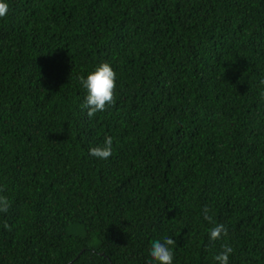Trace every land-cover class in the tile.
<instances>
[{
  "label": "trees",
  "instance_id": "obj_1",
  "mask_svg": "<svg viewBox=\"0 0 264 264\" xmlns=\"http://www.w3.org/2000/svg\"><path fill=\"white\" fill-rule=\"evenodd\" d=\"M6 2L0 264H149L165 236L173 264H264V0ZM102 62L116 102L89 118Z\"/></svg>",
  "mask_w": 264,
  "mask_h": 264
},
{
  "label": "clouds",
  "instance_id": "obj_2",
  "mask_svg": "<svg viewBox=\"0 0 264 264\" xmlns=\"http://www.w3.org/2000/svg\"><path fill=\"white\" fill-rule=\"evenodd\" d=\"M9 5L6 0H0V19L8 14ZM116 79L117 73L107 62H102L90 71L86 76H79V84L85 90L86 94L82 101V108L86 110L89 118L94 117L98 112L106 111L116 102ZM260 85L264 86V79L260 80ZM264 96V92L261 93ZM113 154V139L106 136L102 145L93 146L89 149V155L99 160H107ZM3 191V189H0ZM11 207L8 198L0 195V213H7ZM205 219L213 223V217L205 213ZM4 228L11 230V226L5 223ZM227 228L223 224H215L209 230V240L216 241L222 236L227 235ZM176 241L165 236L162 240H156L151 244L149 255L152 264H173V247ZM221 251L217 253L213 260L216 264H228L229 256L233 253V248L228 244L221 245Z\"/></svg>",
  "mask_w": 264,
  "mask_h": 264
}]
</instances>
